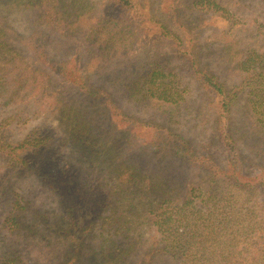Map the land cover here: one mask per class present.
Masks as SVG:
<instances>
[{
    "label": "rangeland",
    "instance_id": "374dc122",
    "mask_svg": "<svg viewBox=\"0 0 264 264\" xmlns=\"http://www.w3.org/2000/svg\"><path fill=\"white\" fill-rule=\"evenodd\" d=\"M93 1L98 5L95 17L120 14L110 0ZM137 1L146 13L139 18L144 29L141 39L126 56L107 60L95 57L98 49L85 39L84 29L60 32L36 24L35 9L5 13L6 22L19 33L10 35V44L30 65L51 74L47 91L56 93L70 108L64 116L62 111L42 114L37 110L48 109V98L39 102L7 101L0 95V264L8 259L17 261L5 264L20 260L24 264H103L114 232V225L108 230L104 220L112 215L120 198L115 181L108 180L109 164L125 162L135 164L145 174H160L183 195L190 181L209 175L205 168L189 164L178 155L157 157L149 125L165 123L196 144L209 138L213 117L207 110L206 93L181 55L175 53L182 42L173 34H178L183 43H203V62L232 88L241 78L235 74L234 64L222 57V34L216 33L229 29L232 22L218 13L193 10L194 0ZM224 1L237 16L230 33L243 47L264 51V0ZM132 12L128 16L137 21L138 13ZM169 30L173 34L164 36ZM36 37L40 41L32 43ZM63 61H67L63 65L65 79L53 70ZM155 61L172 69L180 85L188 90L187 103L180 114H173L177 122H172L170 112L148 101L138 102L133 94L132 82L147 73ZM85 80L94 93L81 88ZM244 109L242 98L235 105L239 134L253 132ZM115 110L127 114L130 120L113 113L114 118ZM77 123L87 125L81 132L87 141L77 137L79 127L71 135L69 125ZM32 136L47 137V145L26 152L17 147ZM219 150V145L210 149L216 155ZM98 151L100 155L95 154ZM243 152L254 159L252 173L264 167L260 150L253 152L245 147ZM12 214L17 215L19 225L9 218ZM112 239L124 242L122 235ZM76 251L83 254L78 261L73 259ZM141 258L139 250L122 264H137ZM153 264L178 263L158 255Z\"/></svg>",
    "mask_w": 264,
    "mask_h": 264
},
{
    "label": "trees",
    "instance_id": "16d2710c",
    "mask_svg": "<svg viewBox=\"0 0 264 264\" xmlns=\"http://www.w3.org/2000/svg\"><path fill=\"white\" fill-rule=\"evenodd\" d=\"M110 1L120 14L99 18L94 16L98 5L93 0H0V95L7 101L39 102L48 98L51 102L48 109L37 110L42 114L62 111L64 116L70 108L56 93L47 91L51 74L30 65L24 54L10 44V35L15 37L19 33L6 22V12L35 9L36 24L60 32L84 29L85 39L98 49L95 57L107 60L126 56L133 50L144 31L140 19L146 14L137 0ZM192 9L218 13L232 22L229 29L216 33L222 34V57L234 64L233 70L241 82L229 88L203 62V43H183L178 34L169 30L164 36L173 34L182 42L175 53L181 55L192 77L206 93L205 103L213 122L210 136L202 144L174 132L165 123L149 126L153 128L152 143L157 157L178 155L189 164L205 168L209 175L190 181L183 195L160 174H145L135 164L125 162L109 164L108 180L115 181L120 198L112 215L104 220V226L111 230L110 226L114 225L112 237L122 235L126 243L108 238L110 248L103 254V264H122L139 250L142 258L137 264H153L158 255L178 264H264V167L259 166L260 171L252 173L250 166H256L254 159L243 152L245 147L253 152L258 149V154L264 156V51L243 47L230 33L237 16L224 0H194ZM132 11L138 13L137 21L128 16ZM39 41L36 37L32 43ZM65 63H59L56 69L52 67L63 79L67 78ZM153 64L147 73L132 82L133 94L138 102L148 101L170 112L172 122H177L173 114H180L187 103L188 90L180 85L172 69L159 61ZM81 88L94 93L86 80ZM242 98L252 133L239 134L235 126V105ZM113 113L130 120L119 110L112 112L114 116ZM86 126L85 123L69 125L71 135L79 127L77 137L87 141L81 136L82 127ZM47 141V137L32 136L17 147L26 152L45 147ZM217 145L219 155L210 151ZM9 218L19 225L17 215ZM94 255L97 257L96 252ZM82 257L81 251H76L73 259L78 261ZM9 261L17 259H8L4 264ZM16 264L24 263L20 260Z\"/></svg>",
    "mask_w": 264,
    "mask_h": 264
}]
</instances>
